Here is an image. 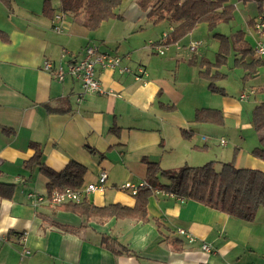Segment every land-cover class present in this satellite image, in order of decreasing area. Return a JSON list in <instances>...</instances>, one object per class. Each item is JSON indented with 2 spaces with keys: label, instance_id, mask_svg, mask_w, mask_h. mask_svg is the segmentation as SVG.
I'll return each instance as SVG.
<instances>
[{
  "label": "crops",
  "instance_id": "1",
  "mask_svg": "<svg viewBox=\"0 0 264 264\" xmlns=\"http://www.w3.org/2000/svg\"><path fill=\"white\" fill-rule=\"evenodd\" d=\"M44 1L10 0L6 5L0 0V31L6 37H0V182L14 186L11 198H0V264H264L263 214L245 222L159 189L148 198L145 222L81 216L64 209L70 203L51 206L27 198L28 193L49 194L38 167H25L34 153L31 142L42 147V162L53 171L60 172L71 160L83 165L86 172L79 189L97 183L100 171H106L102 189L83 197L97 207L132 208L134 194L119 187L127 184L138 190L145 183L146 162L176 174L182 166L210 161L220 166L234 152L237 168L264 172V161L251 154L253 148L244 149L243 138L234 140L223 128L226 116L240 122L244 112L264 102V92L259 91L264 87V65L244 80L255 83L248 87L256 91L254 97L260 93L261 100L240 106L249 98H227L220 80L215 84L225 95L212 93L199 77V61L213 62L218 48L214 37L199 40V25L160 55L151 44L171 28L160 33L161 26L151 34L153 24L137 5L121 13L120 20L129 24L118 27L108 20L99 26L102 31H89L60 12L59 0H48L52 16L43 14ZM233 5L241 11L256 7L253 2ZM255 11L249 20L258 16ZM57 13L62 16L57 22L60 32L53 30ZM253 29L248 24L241 30L252 49L258 41ZM195 42L200 44L190 51L188 46ZM91 45L101 53L121 56L124 66H142L145 75L137 80L131 73L96 66L103 92L81 95L76 79L57 81L43 71L44 60L54 65L78 61ZM225 66L218 69L224 78ZM200 108L219 110L223 125L195 122ZM159 182L169 183L163 177ZM178 230L194 241L188 242ZM103 238L115 240L114 249L123 247L132 255L114 254L101 245ZM203 243L211 250L204 251Z\"/></svg>",
  "mask_w": 264,
  "mask_h": 264
},
{
  "label": "trees",
  "instance_id": "2",
  "mask_svg": "<svg viewBox=\"0 0 264 264\" xmlns=\"http://www.w3.org/2000/svg\"><path fill=\"white\" fill-rule=\"evenodd\" d=\"M1 1L6 5L10 2ZM234 2H253L258 15L264 16L262 15L264 0H136V5L145 13L146 20L151 24L163 21L168 23L171 31L167 34L165 44L172 45L199 24H204L212 30L219 24L228 23L233 19ZM121 3L122 0H59V9L62 14L72 16L89 31H95L103 22L121 18L118 13ZM42 12L47 16L53 15L48 0L44 1ZM254 19L249 20L248 24L254 25ZM0 37L6 40L1 31ZM213 37L218 43L215 60L213 62L200 60L198 75L207 82L210 92L225 95L224 90L215 83L224 78L225 75L218 69L227 64L231 53H235L233 67L244 72L243 80L250 79L257 73V69L264 65V58H251L254 55V47L252 49L244 41V32L241 30L235 31L231 36L214 33ZM259 91L264 92V87ZM194 121L223 125L224 118L217 109L200 108L195 111ZM252 126L258 136V145L250 152L254 157L264 161V102L253 109ZM3 132L11 133L8 129H3ZM182 134L185 137L188 135L184 131ZM29 146L34 153L25 162V167H38L39 172L47 179V193L65 187L76 189L81 186L86 172L83 165L71 160L60 172L53 171L42 162V147L32 142ZM233 160L234 156L231 161L222 163L219 170L215 168L214 162L210 161L197 167L183 166L176 174L161 169L156 163L146 162L145 183L134 194L135 204L132 208L119 204L97 207L85 199L77 204L70 203L64 209L86 217L131 218L145 222L148 220L146 210L148 198L154 189H159L177 197L190 198L230 217L252 222L258 209L264 208V172L237 168ZM161 177L166 178L169 183L161 184L159 182ZM13 191L12 184L0 182L1 199L11 198ZM155 224L158 225V222L155 221ZM115 244L116 241L110 238H103L101 242L102 246L114 254L132 255L123 247L119 250L114 249Z\"/></svg>",
  "mask_w": 264,
  "mask_h": 264
},
{
  "label": "built area",
  "instance_id": "3",
  "mask_svg": "<svg viewBox=\"0 0 264 264\" xmlns=\"http://www.w3.org/2000/svg\"><path fill=\"white\" fill-rule=\"evenodd\" d=\"M62 16L60 13L54 14L53 16V30L56 32L61 31V26L57 24L61 20ZM253 28L258 36V41L254 45V54L262 56L264 54V16H257L254 19ZM167 34L164 33L158 43H152L151 47L155 49L160 55H162L165 49L169 46L166 45ZM199 42L191 43L188 46L190 51H194L195 47L199 45ZM100 66L103 69L116 70L118 73H131L135 79L139 80L145 75V70L142 66L136 68H130L122 65V57L116 55H110L101 53L98 47L95 45L87 46L84 49L83 57L78 61H68L66 64H55L49 60H44L42 64L43 71L52 75L57 81H63L65 77L70 76L76 79L80 83L81 95L86 93H101L100 81L96 77L95 67ZM251 93H255L251 90ZM250 94H241L239 99L241 101L247 100ZM220 144H225L223 139L220 140ZM107 179V172L101 170L97 183L88 184L84 189H72L65 187L60 190H53L47 195H36L34 193H28L27 198L34 204L47 203L51 206H58L64 203H80L83 197L90 192L100 191ZM121 190L130 189L132 194H135L137 189L134 187L123 184L119 187ZM179 234H184L187 237L188 242H193L194 238L185 233L183 230L177 231ZM204 251H210L211 247L209 244L203 243L201 245ZM25 253H28L25 251Z\"/></svg>",
  "mask_w": 264,
  "mask_h": 264
},
{
  "label": "rangeland",
  "instance_id": "4",
  "mask_svg": "<svg viewBox=\"0 0 264 264\" xmlns=\"http://www.w3.org/2000/svg\"><path fill=\"white\" fill-rule=\"evenodd\" d=\"M132 4L136 5V0H122V3L118 9V13H120V15H121V13H123L127 7H132ZM255 8H254V10L246 9V11L245 10L241 11L239 7L236 8L234 13H233V19L232 20H230L228 23L219 24L212 30H209L206 27V25H204V24H199L198 29H200V32H199L200 34H197V37L199 38V40L201 42L202 41L206 42L213 37L214 33H221V34L223 33L226 35H233L235 31L242 30L246 27V25H248L249 21H247V20H249L251 17L254 16L253 14L256 12ZM263 8H264V6H263ZM256 10H257V8H256ZM258 16H260V15H258ZM109 21H111V20H109ZM112 21H114L113 23H115V25H117L118 27H122L123 25L130 23V22H127L125 20H120V19L119 20L113 19ZM159 27H161L160 33L163 30H165L164 32H168L167 31L168 23L163 21L160 24L152 25L151 30H149L150 33L151 34L157 33V30L159 29ZM102 29H104V28L99 27L95 31H102ZM96 33H98V32H96ZM166 34H168V33H166ZM210 56H211V58L214 57L213 55H210ZM234 56H235V53H232V55L229 56L228 61H227L228 65L223 67L224 70L222 69V71L226 72L227 75L224 79L220 80L218 82V84H220L221 87L225 88L226 92H228L227 98H230L231 100L238 101L237 98L241 94H246V95L250 94V97L252 96L251 98L249 97V100L245 101L240 106H243V105L249 106V104H251V105L256 104L261 100L260 99L261 98L260 93L255 94V97L253 96V93H251L252 91L250 90L251 88L248 86L249 85L256 86V85H255V83L251 84V82L248 83V81H244L242 79L244 72L241 69L233 67L232 62H233ZM216 99H222V98L217 97ZM219 101H221V102H219V104H221L222 100H219ZM250 109L243 113L242 120L240 122L231 116H226L225 125L223 126V128L230 134V136L234 140H238L240 137L243 138L242 142H244V143H241V145L243 146L244 149L254 148L255 146L258 145L257 133L255 132V130L253 129V126L251 125V123H252V112ZM237 123L246 124V126L242 127L241 124H240V126H238ZM234 155H235V153L233 152L231 160H232ZM219 160L215 159V161H219ZM214 164H216V166H215L216 169L219 170L218 168L220 167L219 166L220 163H214ZM261 214H264V208H262V207L258 209L256 216L259 217V216H261Z\"/></svg>",
  "mask_w": 264,
  "mask_h": 264
}]
</instances>
